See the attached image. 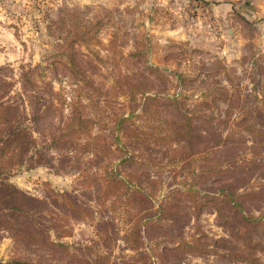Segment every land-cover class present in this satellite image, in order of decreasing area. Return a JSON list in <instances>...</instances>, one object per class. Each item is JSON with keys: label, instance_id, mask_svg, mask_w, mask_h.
<instances>
[{"label": "rangeland", "instance_id": "374dc122", "mask_svg": "<svg viewBox=\"0 0 264 264\" xmlns=\"http://www.w3.org/2000/svg\"><path fill=\"white\" fill-rule=\"evenodd\" d=\"M1 99L0 264H236L218 189L264 214V0H0Z\"/></svg>", "mask_w": 264, "mask_h": 264}, {"label": "trees", "instance_id": "16d2710c", "mask_svg": "<svg viewBox=\"0 0 264 264\" xmlns=\"http://www.w3.org/2000/svg\"><path fill=\"white\" fill-rule=\"evenodd\" d=\"M7 101L0 100V114H2L3 109L7 106ZM9 106H11L9 104ZM230 106V105H228ZM18 133H20V130L17 129L15 131L14 128L9 130V135L5 137V139H2L3 145L0 147V150L2 152H5V148L14 143L12 146V149H15L17 151L18 147ZM184 135V134H182ZM119 185H122V183L116 182ZM2 185H8L6 183L1 182ZM9 186V185H8ZM223 199V202L229 207L232 216H236L238 220V226L235 227V231L230 233V240L234 241V244L232 245V248L234 250H230L229 248V258L231 261L235 262L236 264H264V239L259 236L258 234L254 233L253 230H255L258 227L263 228V218L264 214L261 215H252L244 211V206L242 202L244 199L242 198L243 193H239L236 190H225V189H218ZM8 193H11V196L14 197V194H20L15 188L12 190H9ZM63 197V198H62ZM62 200L64 202L65 195H62ZM239 201V199H241ZM23 205V204H22ZM220 216V213H219ZM151 215L146 219H150ZM148 220H145V223L143 224L144 227H147V224L150 223ZM142 223H139V220H128L126 224V235L125 240L126 243L135 250H138L141 247V238H142ZM64 232V231H63ZM144 232V230H143ZM227 241V240H226ZM228 242V241H227ZM57 246H60L61 248L64 247L62 243H58ZM228 246V243H227ZM180 248V246H179ZM68 255V258H73L75 256L68 254V251H65ZM260 252L261 257L258 256L256 253ZM155 259L156 261L149 260L146 262L144 260V263H133L132 264H164L160 256L155 250ZM260 261V262H259ZM168 264V262H166Z\"/></svg>", "mask_w": 264, "mask_h": 264}]
</instances>
